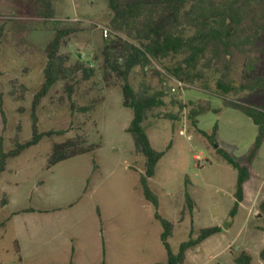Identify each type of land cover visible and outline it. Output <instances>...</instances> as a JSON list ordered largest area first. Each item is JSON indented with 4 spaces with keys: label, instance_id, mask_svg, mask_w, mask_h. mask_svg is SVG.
Returning <instances> with one entry per match:
<instances>
[{
    "label": "rangeland",
    "instance_id": "obj_1",
    "mask_svg": "<svg viewBox=\"0 0 264 264\" xmlns=\"http://www.w3.org/2000/svg\"><path fill=\"white\" fill-rule=\"evenodd\" d=\"M30 12V0H0V26L4 32L0 54V137L5 152L15 141L23 143L31 136L29 108L42 82L44 60L38 53H27L28 44L42 50L55 30H68L71 34L60 53L69 55L71 63L78 60L96 69L98 63L93 59L102 46V30L112 34V16L106 0H55L52 18L47 20L33 18ZM260 44L262 54L253 60H258L255 78L263 82L264 36ZM135 73L131 80L134 89L142 84L151 93L163 95V106L148 117L146 134L156 151L171 144L149 180V188L158 200V214L173 224L168 239L171 252L175 254L188 239L190 229L195 238L202 228L222 229L227 225L219 234L189 250L184 264H233V256L241 251L250 255L251 264H264L258 258L264 247V214L257 208L264 199V141L250 167L243 203L229 221L235 172L214 153L216 145L211 147L200 135L209 134L216 127L217 145L241 162L257 130L242 111L229 103L264 111V90L239 92V58L228 74L231 85L236 87L229 96L215 92L221 76L217 68L206 73L205 90L199 85H181L157 66H150L145 76L138 70ZM81 91L101 95L103 104L92 114L71 115L60 86L40 102L39 129L69 128L70 132L45 139L7 160L5 171L0 174V202H6L0 206V221L13 211L29 207L49 209L73 203L86 181L87 193L72 210L21 214L8 221L0 228V264H68L70 260L71 264H165V251L159 241L160 224L153 219V209L138 187L142 159L133 154L131 138L124 132L131 111L121 106L119 87L105 88L99 74ZM191 104L208 107L195 118L194 126L187 118ZM164 114L176 120L162 119ZM76 136L88 143L100 141L101 147L93 154L46 169L51 145ZM195 155L198 161L194 160ZM185 179L194 203L191 216L184 209ZM180 211L183 216L178 223Z\"/></svg>",
    "mask_w": 264,
    "mask_h": 264
},
{
    "label": "trees",
    "instance_id": "obj_2",
    "mask_svg": "<svg viewBox=\"0 0 264 264\" xmlns=\"http://www.w3.org/2000/svg\"><path fill=\"white\" fill-rule=\"evenodd\" d=\"M54 1L30 0V15L36 19H51ZM106 6L112 16V34L103 39L101 49L93 59L98 63L96 69L89 68L78 60L71 63L69 55L60 53L65 40L71 34L68 30H55L42 50L28 44L29 49L26 52L38 53L44 60L42 82L33 94L29 108L31 136L23 143L15 141L7 152L3 150L0 137V174L5 171L7 160L18 157L45 139L61 137L70 132L69 128L41 131L38 127L39 104L56 86H60L65 95L71 115L92 114L103 104L104 98L101 95L81 91L83 86L99 74L105 88L119 87L121 106L131 111V120L124 132L131 138L133 154L142 159V171L137 173V182L143 199L153 209V219L160 224L159 241L165 251V264H184L185 254L189 250L197 248L208 238L219 234L222 229L217 226L202 228L195 238H192L193 231L190 229L188 239L178 246L175 254L171 252L168 239L171 237L173 224L160 217L157 197L149 188V180L154 176L156 165L171 144L168 143L162 151H156L151 147L146 134L148 117L163 106V95L159 92L151 93L142 84L134 89L131 80L136 75V70L145 76L150 66H157L179 84L199 85L205 90L203 81L206 73L217 68L221 76L216 82L215 92L219 96H229L236 87L231 85L230 82L233 81L228 80V74L234 60L239 58V92L264 90V81L260 82L255 78L258 60H253L262 54L260 43L264 36V0H106ZM3 37V28L0 26V54ZM155 74L158 73L155 71ZM229 104L242 111L257 130L254 141L241 162L235 161L217 145L216 127L209 134L200 135L211 147L216 145L214 153L235 172L233 204L227 215V219L231 221L243 203L244 186L249 180L250 167L264 141V111L233 102ZM2 105L0 93V115L3 117ZM207 110L205 105L191 104L187 113L191 126L196 123L195 118ZM161 118L176 120L170 114L161 115ZM100 147V141L88 143L81 136L52 144L46 158V169L77 156L93 154ZM92 164L93 169H96L93 161ZM186 186L185 179L184 209L191 216L194 203ZM5 204L2 199L0 206ZM257 208L259 213L264 214V199ZM32 212L34 211L31 208L14 212L0 221V228L5 226L11 216ZM96 214L99 218L98 211ZM182 216L183 211H180L178 223ZM15 250L18 253L16 243ZM258 258L264 262V247L258 253ZM232 262L251 264V257L246 251H241L233 256Z\"/></svg>",
    "mask_w": 264,
    "mask_h": 264
},
{
    "label": "crops",
    "instance_id": "obj_3",
    "mask_svg": "<svg viewBox=\"0 0 264 264\" xmlns=\"http://www.w3.org/2000/svg\"><path fill=\"white\" fill-rule=\"evenodd\" d=\"M149 142H150V140H149ZM170 150V149H169ZM93 170H95V169H93ZM87 181H86V185L84 186V188L82 189V191H81V195L77 198V200L75 201V202H73V203H68V204H65V205H63V206H61V207H52V208H49V209H34V208H31L34 212H32V213H27V214H25V215H32V214H35V213H37V214H57V213H59L60 211H67V210H72V209H74L75 208V205L77 204V202L79 201V200H81V198H82V196H84L86 193H87ZM139 187V186H138ZM140 190V189H139ZM143 198V197H142ZM30 208V207H29ZM26 209V208H25ZM19 211V210H18ZM95 213H96V211H99L98 210V208L97 207H95ZM14 212H17V211H13V212H11L8 216H10L12 213H14ZM19 215H21V214H19ZM19 215H14V216H11V218H10V220L12 219V218H15V217H17V216H19ZM100 216V215H99ZM9 220V221H10ZM100 217H99V220H98V224H99V226H101L100 224ZM71 241V240H70ZM71 250V257H72V255H73V248H71L70 249ZM69 262H71V260L69 261Z\"/></svg>",
    "mask_w": 264,
    "mask_h": 264
},
{
    "label": "built area",
    "instance_id": "obj_4",
    "mask_svg": "<svg viewBox=\"0 0 264 264\" xmlns=\"http://www.w3.org/2000/svg\"><path fill=\"white\" fill-rule=\"evenodd\" d=\"M102 34H103V38L106 39L107 37H109V35L111 34L108 30L106 29H103L102 30ZM194 160L195 161H198L199 160V157L198 156H193Z\"/></svg>",
    "mask_w": 264,
    "mask_h": 264
},
{
    "label": "water",
    "instance_id": "obj_5",
    "mask_svg": "<svg viewBox=\"0 0 264 264\" xmlns=\"http://www.w3.org/2000/svg\"><path fill=\"white\" fill-rule=\"evenodd\" d=\"M226 228H227V225H223V226H222V229H226Z\"/></svg>",
    "mask_w": 264,
    "mask_h": 264
}]
</instances>
